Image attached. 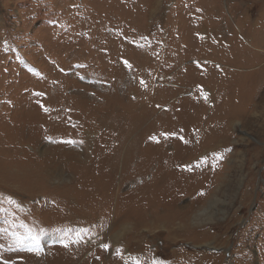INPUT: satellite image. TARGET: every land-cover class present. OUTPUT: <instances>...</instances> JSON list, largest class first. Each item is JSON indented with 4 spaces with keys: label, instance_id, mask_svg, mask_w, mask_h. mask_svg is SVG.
Returning <instances> with one entry per match:
<instances>
[{
    "label": "rangeland",
    "instance_id": "rangeland-1",
    "mask_svg": "<svg viewBox=\"0 0 264 264\" xmlns=\"http://www.w3.org/2000/svg\"><path fill=\"white\" fill-rule=\"evenodd\" d=\"M0 176V264H264V0H0Z\"/></svg>",
    "mask_w": 264,
    "mask_h": 264
},
{
    "label": "bare ground",
    "instance_id": "bare-ground-1",
    "mask_svg": "<svg viewBox=\"0 0 264 264\" xmlns=\"http://www.w3.org/2000/svg\"><path fill=\"white\" fill-rule=\"evenodd\" d=\"M248 62H250V61H240V63H241V65L242 66H240V69H242L243 67H245V65L247 66V63ZM206 66H207V63H206ZM202 67V66H201ZM237 67H239V66H237ZM225 68V67H224ZM192 70H193V68H191ZM227 69V68H226ZM197 70V69H196ZM199 70V69H198ZM201 71V70H200ZM222 72V71H221ZM208 73L210 74V71H208ZM208 73H205L204 75H202V76H208L209 74ZM218 73V72H217ZM216 73V74H217ZM199 74V73H198ZM212 74V73H211ZM192 75V74H191ZM214 75V74H213ZM197 77V75H196V73H195V75H194V77ZM200 76V75H199ZM204 78V77H203ZM211 78V77H210ZM209 79V78H208ZM217 79V78H216ZM219 79V78H218ZM217 79V80H218ZM222 79V78H221ZM200 80V79H199ZM206 80V79H205ZM212 80V79H211ZM214 80V79H213ZM190 81H193V80H190ZM207 81V80H206ZM215 81L216 80H214V83H215ZM240 81V80H239ZM158 82V81H157ZM211 82V81H210ZM220 82V81H219ZM191 83V82H190ZM198 83V82H197ZM221 83V82H220ZM204 84V83H203ZM206 84V83H205ZM191 85V84H190ZM202 85V84H201ZM207 86V85H206ZM212 87V86H211ZM210 87V88H211ZM224 87V86H223ZM203 88V87H202ZM201 88V89H202ZM199 89V88H198ZM197 89V90H198ZM213 89H215V88H213ZM212 89V90H213ZM239 89V88H238ZM211 90V89H210ZM218 92H220V91H218ZM216 93V92H215ZM213 96H215L214 94H212ZM218 95V94H217ZM226 96V95H225ZM242 96V95H241ZM213 98V97H212ZM251 98V97H250ZM213 101V100H212ZM236 102V101H235ZM163 104V103H162ZM155 105V104H154ZM66 106V105H65ZM156 106V105H155ZM161 106V105H160ZM159 106V107H160ZM164 106V105H163ZM157 107V106H156ZM168 107V106H167ZM167 107H166V109H167ZM214 107H215V105H214ZM161 108V107H160ZM159 109V108H158ZM163 110H165V109H163ZM167 110H169V109H167ZM180 112V111H179ZM208 115V114H207ZM163 116H165L164 114H163ZM186 116V115H185ZM157 117V116H156ZM167 117V116H166ZM209 117V116H208ZM177 118V117H176ZM167 120H169V119H167ZM169 122V121H168ZM170 123V122H169ZM19 124H20V128L22 127V123L21 122H19ZM30 125L28 126L29 127V129H30V127H31V125H33V124H31V123H29ZM36 124V123H35ZM166 124V123H165ZM202 124V123H201ZM200 124V125H201ZM168 125V124H167ZM166 125V126H167ZM165 126V127H166ZM35 127V126H34ZM41 127V126H40ZM160 127V126H159ZM170 127H168V129H169ZM32 129H34V128H32ZM165 129V128H164ZM20 130V129H19ZM24 130V128L23 129H21L20 131H17V134H19V133H21L22 131ZM30 131V130H29ZM33 131V130H32ZM35 131V132H34ZM34 134L36 133V130L34 129ZM16 131H14V133H15ZM140 132V131H139ZM25 133H26V131H25ZM167 133V132H166ZM201 133V132H200ZM203 133V132H202ZM12 134V133H11ZM151 134V133H150ZM163 134V133H162ZM171 134V133H170ZM170 134H169V136H170ZM16 135V134H15ZM14 135V136H15ZM23 136H24V134H22ZM167 135H168V133H167ZM173 135V134H172ZM202 136V135H201ZM166 137V136H165ZM168 137V136H167ZM23 138V137H22ZM174 138V137H173ZM2 139V138H1ZM161 139H164V138H161ZM169 139V138H168ZM155 140V139H154ZM165 140H167L166 138H165ZM170 140V139H169ZM168 141V140H167ZM158 142V141H157ZM160 142H161V140H160ZM32 143V142H31ZM156 143V142H155ZM168 143V142H167ZM129 144V143H128ZM161 144V143H160ZM169 144V143H168ZM164 144H162V146H163ZM165 145H167V144H165ZM17 146V145H16ZM125 146V145H124ZM128 146V145H127ZM160 146V145H159ZM159 146H154V148L157 150V148L159 147ZM164 147V146H163ZM35 146H33V150H35ZM131 149V148H130ZM134 149V148H133ZM165 149V148H164ZM168 149V148H167ZM167 149H165V150H167ZM20 150V149H19ZM150 150V149H149ZM162 150H163V148H162ZM183 151V150H182ZM136 152V151H135ZM167 152V151H166ZM184 152V151H183ZM170 153V152H169ZM168 153V154H169ZM191 153V152H190ZM19 154V153H18ZM134 154V153H133ZM146 154H147V152H146ZM180 154V153H179ZM149 155V154H148ZM163 155V154H162ZM147 156V155H146ZM145 156V157H146ZM136 157H139V156H136ZM183 157V156H182ZM192 157V156H191ZM207 157V156H206ZM143 158V157H142ZM146 158H148V157H146ZM145 158V159H146ZM197 158V157H196ZM192 159V158H191ZM155 160V159H154ZM184 160V159H183ZM198 160V159H197ZM150 161H153V160H150ZM194 161V160H193ZM155 162V161H154ZM137 163V162H136ZM193 163V162H192ZM153 164V163H152ZM191 164V163H190ZM147 165V164H146ZM5 166V165H4ZM143 166V165H142ZM150 166H151V164H150ZM2 170L4 171L3 173H4V175H5V178H7V176H6V174H9L10 172H12L13 170H11V169H9V168H5V167H3L2 168ZM17 170V169H16ZM162 170V169H161ZM18 171V170H17ZM56 171V170H55ZM166 172H168V171H166ZM166 172H165V174H166ZM38 175V174H37ZM25 174H24V172L23 171H18V172H15V171H13L12 173H10L9 174V176H8V178L10 179H6V180H4L5 182H8L10 185H12V186H14L15 184H17L18 182H21V180H27V177L25 178ZM1 177V176H0ZM3 179V178H2ZM43 179H46V178H43ZM53 189V188H52ZM27 190V189H26ZM32 192H34V191H32ZM10 194V193H9ZM31 196V195H30ZM72 222V221H71ZM186 228V227H185ZM179 230H181V229H179ZM212 246V244L210 245V246H208V247H211ZM215 249H219V248H216V247H214ZM45 264V263H44Z\"/></svg>",
    "mask_w": 264,
    "mask_h": 264
},
{
    "label": "snow or ice",
    "instance_id": "snow-or-ice-1",
    "mask_svg": "<svg viewBox=\"0 0 264 264\" xmlns=\"http://www.w3.org/2000/svg\"><path fill=\"white\" fill-rule=\"evenodd\" d=\"M33 239H35V237H33ZM65 247H67V245H65ZM105 247H107V246H105Z\"/></svg>",
    "mask_w": 264,
    "mask_h": 264
}]
</instances>
